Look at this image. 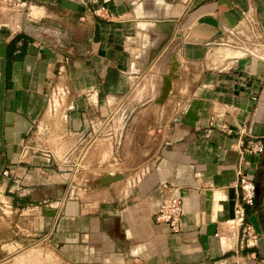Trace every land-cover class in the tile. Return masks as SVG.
<instances>
[{"label":"crops","instance_id":"obj_1","mask_svg":"<svg viewBox=\"0 0 264 264\" xmlns=\"http://www.w3.org/2000/svg\"><path fill=\"white\" fill-rule=\"evenodd\" d=\"M23 1L0 5V264H264V0ZM169 187L176 230L154 220Z\"/></svg>","mask_w":264,"mask_h":264},{"label":"built area","instance_id":"obj_2","mask_svg":"<svg viewBox=\"0 0 264 264\" xmlns=\"http://www.w3.org/2000/svg\"><path fill=\"white\" fill-rule=\"evenodd\" d=\"M23 0H0L2 6H23ZM105 10L102 5H99L94 9V12H100ZM232 32H237L242 35V29H234ZM237 39V38H236ZM219 42L230 46L236 44L235 38L219 37ZM66 56L59 59L57 66V73L60 72L64 62H67ZM66 94L64 84L53 83L50 87L48 95V108L54 110L59 106L60 99ZM262 150V143L259 140L249 141L247 145L239 148V153L247 152H259ZM235 182L234 185L238 187V201L235 202L233 208L232 223L236 226H240L242 232L246 235V241L255 243L256 237L258 236L255 228L245 220L244 206L252 205L255 195V184L251 176L244 171L241 163H237L234 167ZM261 211H264V201L261 205ZM182 212L181 198L176 193V187H169V189L162 195L158 207L154 213V220L158 222H164L172 230H176L178 227V220ZM133 264H137L134 262Z\"/></svg>","mask_w":264,"mask_h":264},{"label":"water","instance_id":"obj_3","mask_svg":"<svg viewBox=\"0 0 264 264\" xmlns=\"http://www.w3.org/2000/svg\"><path fill=\"white\" fill-rule=\"evenodd\" d=\"M170 66H169V71L167 75H164L162 77V83L160 85V92L155 100L156 102H161L168 94L170 87H171V79L173 77L177 76L176 69L178 66V61L175 58V56L172 54L170 57ZM257 222L260 228V231L262 235L264 236V211H259L257 214Z\"/></svg>","mask_w":264,"mask_h":264},{"label":"rangeland","instance_id":"obj_4","mask_svg":"<svg viewBox=\"0 0 264 264\" xmlns=\"http://www.w3.org/2000/svg\"><path fill=\"white\" fill-rule=\"evenodd\" d=\"M219 45H220V44H219ZM217 47H218V45H217ZM217 47H215V48H217ZM219 47H224V46H223V45H222V46L220 45ZM225 51H226V50H225ZM225 51H223V52H221V53H216V54H215V57L219 58V57H221V56H223V55H226V54H225ZM227 52H228V50H227ZM255 230H256V229H255Z\"/></svg>","mask_w":264,"mask_h":264},{"label":"trees","instance_id":"obj_5","mask_svg":"<svg viewBox=\"0 0 264 264\" xmlns=\"http://www.w3.org/2000/svg\"><path fill=\"white\" fill-rule=\"evenodd\" d=\"M262 191H261V193H260V195H259V197H260V202H261V198H262ZM255 204L257 203L256 201H255V195H254V201H253Z\"/></svg>","mask_w":264,"mask_h":264}]
</instances>
